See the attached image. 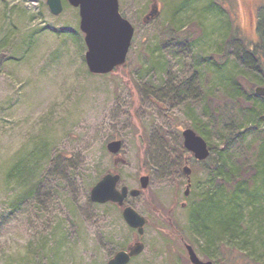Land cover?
Returning a JSON list of instances; mask_svg holds the SVG:
<instances>
[{
    "label": "rangeland",
    "instance_id": "374dc122",
    "mask_svg": "<svg viewBox=\"0 0 264 264\" xmlns=\"http://www.w3.org/2000/svg\"><path fill=\"white\" fill-rule=\"evenodd\" d=\"M118 1L135 28L132 46L125 65L98 75L85 60L78 7L62 0L63 11L56 15L47 0H0V264H107L134 242L137 231L121 207L91 201L92 187L108 173L120 175L118 189L138 188L140 176L150 175L148 188L126 199L150 219L141 238L145 250L130 264H190L148 198L204 256L206 246L189 221L195 198L184 197L182 131H197L185 108L192 103L196 118H204L199 101L205 94L224 100L222 84L242 64L241 41L232 42L223 68L211 64L223 53L222 40L230 38L229 24L242 38L259 40L264 0H219L232 22L228 11L210 9L211 0H158L160 14L148 24L143 18L153 0ZM182 81L190 88L179 104L174 92ZM240 134L236 145L258 148L259 141L251 140L247 149L249 140ZM115 139L122 140L126 161L118 165L107 148ZM195 162L189 163L192 193L205 183ZM20 163L34 168L28 183L40 187L18 204L30 185L16 176ZM259 195L264 204V182ZM219 216L214 211L211 219ZM254 244L249 249L261 253L264 242ZM225 258L218 253V261L212 260L232 264Z\"/></svg>",
    "mask_w": 264,
    "mask_h": 264
},
{
    "label": "trees",
    "instance_id": "16d2710c",
    "mask_svg": "<svg viewBox=\"0 0 264 264\" xmlns=\"http://www.w3.org/2000/svg\"><path fill=\"white\" fill-rule=\"evenodd\" d=\"M212 2L208 5L213 12L229 13L228 9L219 6V0ZM229 20L232 22L231 15ZM258 24V41L242 38L229 24L225 35L230 38L223 39L219 45L224 47L223 53L211 64L216 70L227 64L225 56L232 42L241 41L237 56L241 57L242 64L223 82L220 91L224 93L221 98L224 100L221 102L217 97L212 100L209 93L205 94L206 97L199 101L204 118H196L192 103L185 108L195 129L209 140L211 151L205 161L195 160L202 166L205 183L199 192L192 193L195 199L189 216L191 232L205 244L206 247H202L206 258L218 261L217 254L220 253L222 258L226 256V260L233 261L232 264H264V248L261 253L249 249L250 245L256 246L254 243L258 239L264 242L261 237L264 234V204L259 198L264 182V98L257 96L254 90L264 85V11L260 13ZM189 88L187 82L179 83L174 92V99L179 100V104L180 95ZM239 133L242 140H249L247 149L251 140L259 141L258 148L249 151L242 149V144L236 145L240 142ZM33 171L34 168L20 163L15 173L23 184H27ZM33 183L24 187L18 204L39 189L40 183ZM214 211L220 216L213 221L211 214ZM255 231L257 234L253 237L251 233Z\"/></svg>",
    "mask_w": 264,
    "mask_h": 264
},
{
    "label": "water",
    "instance_id": "95a60500",
    "mask_svg": "<svg viewBox=\"0 0 264 264\" xmlns=\"http://www.w3.org/2000/svg\"><path fill=\"white\" fill-rule=\"evenodd\" d=\"M69 4L79 8L80 29L84 33L87 47L85 60L92 74L106 75L116 68L126 64L127 57L132 46L135 28L133 24L120 12L118 0H67ZM52 13L58 15L63 11L62 0H47ZM160 3L153 0L149 12L144 16V23L148 24L160 14ZM257 96L264 97V85L255 87ZM183 144L192 156L204 161L209 158L211 151L207 140L194 129L186 128L182 131ZM123 142L115 139L107 144L108 150L116 155L115 165L125 163L120 156ZM189 158H185L183 172L187 178L185 195L189 196L192 185V168ZM120 175L108 173L102 177L91 189V201L105 204L108 202L125 205L126 198L139 196L147 189L150 183V175L143 174L139 178L140 187L129 189L127 186L118 189ZM123 217L126 223L136 229L139 237L130 243L126 249L118 251L107 264H129L134 257L139 256L145 250V243L141 240L145 232L148 218L140 214L131 205L123 208ZM189 260L192 264H216L212 260L203 261L196 253L194 247L184 241Z\"/></svg>",
    "mask_w": 264,
    "mask_h": 264
},
{
    "label": "flooded vegetation",
    "instance_id": "af4514ba",
    "mask_svg": "<svg viewBox=\"0 0 264 264\" xmlns=\"http://www.w3.org/2000/svg\"><path fill=\"white\" fill-rule=\"evenodd\" d=\"M190 155V153H188L187 152V155ZM192 160V157H191V159H190V161ZM186 182H187V179H186ZM192 195V190L190 191V194H189V196H186L185 195V191H184V197H185V199L187 200V199H189L190 198V196ZM186 200H184V201H182L181 202V206L183 207V208H186L187 206H188V201H186ZM147 203L150 205V207H151V210L153 211V213H155V215L157 216V217H159V218H162V220L163 221H165L171 228H172V230L169 232V234H170V236H172L173 238H178V240L182 243V245H183V247L185 248V250H186V252H187V249H186V247H185V245H184V241H187L188 243H190V244H192L188 239H187V237L185 236V234H183L177 227H176V225H175V223L173 222V219L169 216V215H165L155 204H153V202H152V200L150 199V198H148L147 199ZM114 204V203H113ZM115 204H117V203H115ZM118 205V204H117ZM119 207H121L122 208V210H123V208L125 207V205H123V206H120V205H118ZM172 212V210L170 209L169 211H168V214H170ZM149 221H148V223H147V225L149 224V222H150V219H148ZM137 239V238H136ZM135 239V240H136ZM128 246V245H127ZM192 246L194 247V245L192 244ZM194 249H195V247H194ZM187 255H188V252H187ZM198 255H199V253H198ZM200 256V255H199ZM200 258L203 260V261H207L208 259L206 258L205 259V257L204 256H200ZM188 259H189V255H188ZM190 264H192L191 262H190Z\"/></svg>",
    "mask_w": 264,
    "mask_h": 264
}]
</instances>
